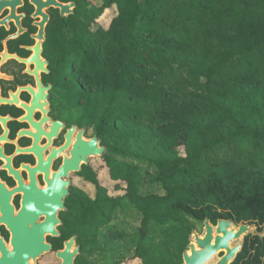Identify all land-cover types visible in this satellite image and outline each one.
Instances as JSON below:
<instances>
[{"label":"trees","instance_id":"trees-1","mask_svg":"<svg viewBox=\"0 0 264 264\" xmlns=\"http://www.w3.org/2000/svg\"><path fill=\"white\" fill-rule=\"evenodd\" d=\"M100 1L74 24L78 100L118 193L90 178L75 264L120 245L126 232L112 221L127 208L140 217L136 246L113 264H180L189 218L264 225V0ZM107 8V26L92 29ZM145 177L162 192L144 191ZM251 238L231 264H264V236Z\"/></svg>","mask_w":264,"mask_h":264},{"label":"flooded vegetation","instance_id":"flooded-vegetation-1","mask_svg":"<svg viewBox=\"0 0 264 264\" xmlns=\"http://www.w3.org/2000/svg\"><path fill=\"white\" fill-rule=\"evenodd\" d=\"M95 6L96 0H0V264H61L58 252L72 237L71 250L79 246L74 264L82 252L79 212L93 208L90 178L107 168L108 155L78 100L74 24L88 20ZM95 135L102 156L90 152ZM253 223L251 239L263 237L264 225Z\"/></svg>","mask_w":264,"mask_h":264},{"label":"water","instance_id":"water-1","mask_svg":"<svg viewBox=\"0 0 264 264\" xmlns=\"http://www.w3.org/2000/svg\"><path fill=\"white\" fill-rule=\"evenodd\" d=\"M98 138L94 136V147L91 154L102 156L105 148L98 145ZM83 161L87 159L82 157ZM70 163L67 161V168ZM75 166V170H79ZM203 233L199 234L194 229L191 230L192 237L189 236V242L182 253V262L180 264H231L238 252L242 249L244 238L251 230L255 229V223L240 222L235 223L232 218H218L216 223H211L209 218L202 221ZM74 238L65 242L63 251L58 252L62 258L61 264H74V258L79 252V246L71 250V244ZM221 253L219 258H216Z\"/></svg>","mask_w":264,"mask_h":264},{"label":"rangeland","instance_id":"rangeland-1","mask_svg":"<svg viewBox=\"0 0 264 264\" xmlns=\"http://www.w3.org/2000/svg\"><path fill=\"white\" fill-rule=\"evenodd\" d=\"M100 0H96V6L100 4ZM114 15V9L113 8H107L103 11L102 15L91 24V28L94 29L98 25H102L104 27L107 26V23L109 22V19ZM220 154L223 155L225 152L224 150H220ZM237 154L245 156L246 151L245 150H237ZM227 153V152H226ZM141 168H145L144 164L140 163ZM97 176L98 179L101 181V183L106 184L109 187V191L111 193H118L117 190L113 188L115 181H112L109 179V174L107 168L99 169L97 170ZM143 190H151L156 192H162V189L159 187L157 183H151L149 181V177L144 178V185ZM140 217L137 213L133 211V209L127 208L125 211L121 212V214H116L115 219L112 221V223L115 226H118L119 228H122L125 230L126 234L120 241V245L113 247V249L109 250H99L95 251L93 254L89 256L90 264H113L115 260L119 258H125L132 254L134 252L135 246H136V240H137V227L139 225ZM189 221L193 224V229L198 232L199 234L203 233V224L202 222L195 220L193 218H189ZM256 228V227H255ZM159 228H154L152 234L149 236V240L151 243L156 242L159 240ZM264 231V230H263ZM259 233L260 235L263 233ZM256 232L255 229L251 230V233ZM190 237H192V234H190ZM116 252V253H115ZM105 256H109V258L106 260ZM219 254L216 256V258H219ZM121 264H140L139 259H129L127 261L121 262Z\"/></svg>","mask_w":264,"mask_h":264}]
</instances>
